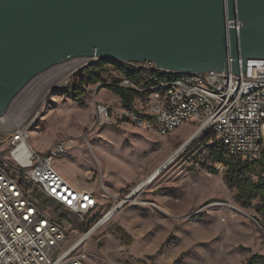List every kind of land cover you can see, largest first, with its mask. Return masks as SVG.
Listing matches in <instances>:
<instances>
[{
  "label": "rangeland",
  "instance_id": "1",
  "mask_svg": "<svg viewBox=\"0 0 264 264\" xmlns=\"http://www.w3.org/2000/svg\"><path fill=\"white\" fill-rule=\"evenodd\" d=\"M92 68L101 71L102 79L96 83L88 81L85 68L73 76L63 75L57 88V82L49 84L30 131V142L38 150L56 141L75 140L56 159L55 167L67 180L96 189L99 197L105 195L104 209L99 206L94 214L126 201L84 243L82 251L90 263L247 264L252 254L264 255L260 215L254 206L244 207L238 201L237 188L225 179L227 166L211 157L212 141L201 135L193 138L195 127L188 125L167 135L118 117L111 125H97L94 100L120 111L121 99L106 83L127 75L128 69L114 61ZM81 80L85 92L76 100L74 87ZM180 147L173 162L165 165ZM160 165L165 167L155 182L133 194ZM259 171L252 173L254 179ZM148 201H158V207ZM119 228L131 236L130 243Z\"/></svg>",
  "mask_w": 264,
  "mask_h": 264
},
{
  "label": "built area",
  "instance_id": "2",
  "mask_svg": "<svg viewBox=\"0 0 264 264\" xmlns=\"http://www.w3.org/2000/svg\"><path fill=\"white\" fill-rule=\"evenodd\" d=\"M100 62L77 57L50 67L32 78L0 116V264H91L82 251L84 243L126 203L94 214L99 206L104 209L105 195L76 187L55 167L75 140L56 141L44 150L30 142L49 84L55 81L57 88L63 75ZM123 63L141 70L138 78L145 85L122 76L120 84L140 95L120 111L94 100L97 125H111L118 117L167 135L192 124L196 136L212 134L226 157L264 163V59L248 60L245 74L174 72L149 61ZM147 203L158 207L156 201Z\"/></svg>",
  "mask_w": 264,
  "mask_h": 264
},
{
  "label": "water",
  "instance_id": "3",
  "mask_svg": "<svg viewBox=\"0 0 264 264\" xmlns=\"http://www.w3.org/2000/svg\"><path fill=\"white\" fill-rule=\"evenodd\" d=\"M85 57L245 74L264 0H0V116L39 73Z\"/></svg>",
  "mask_w": 264,
  "mask_h": 264
},
{
  "label": "trees",
  "instance_id": "4",
  "mask_svg": "<svg viewBox=\"0 0 264 264\" xmlns=\"http://www.w3.org/2000/svg\"><path fill=\"white\" fill-rule=\"evenodd\" d=\"M116 63L125 66L128 69L127 75L131 76L133 81L138 85H141V83L142 86L145 85V83L138 78L142 73L141 70H133L123 62ZM98 64L103 66L105 62H100ZM87 78L89 82L96 83L102 79L101 71L91 68L87 71ZM120 81V78H115L110 83H106V87L120 97L123 107L130 108L133 106L134 100L140 93L136 89L125 88L120 84ZM83 83L84 81L81 80L74 87V97L76 100H79L85 92ZM203 136L208 137L212 141V134ZM209 150L214 162H221L227 166L225 175L227 184L230 187L237 188L238 201L244 207H255L257 214L260 215L258 220L264 229V163L260 160L245 162L234 158L226 159L224 147L215 141H212L209 145ZM256 168H259L260 171L257 174V179H254L252 173L255 172ZM119 234L130 243L131 236L125 229L119 228ZM247 264H264V255L258 253L252 254Z\"/></svg>",
  "mask_w": 264,
  "mask_h": 264
},
{
  "label": "bare ground",
  "instance_id": "5",
  "mask_svg": "<svg viewBox=\"0 0 264 264\" xmlns=\"http://www.w3.org/2000/svg\"><path fill=\"white\" fill-rule=\"evenodd\" d=\"M193 138L196 137V135L193 133L192 134ZM192 138V137H191ZM190 138V139H191ZM192 138V139H193ZM191 139V140H192ZM187 142V141H186ZM185 146V144L182 146V148ZM181 150V147L179 150H177L175 153H173L168 159L167 161L165 162V165L166 164H169L171 162H173L174 158L177 156V154L180 152ZM165 165L163 166H157L144 180H142V182L140 184H138L136 187H135V190L133 191V194L138 192L140 189L144 188L145 186H147L149 183L152 184L153 182H155V180L158 178L159 174L161 173V170L165 167ZM132 194V195H133ZM123 202H126L125 200H123ZM122 204V202H121ZM114 216H112L110 219H112ZM109 219V220H110Z\"/></svg>",
  "mask_w": 264,
  "mask_h": 264
},
{
  "label": "crops",
  "instance_id": "6",
  "mask_svg": "<svg viewBox=\"0 0 264 264\" xmlns=\"http://www.w3.org/2000/svg\"><path fill=\"white\" fill-rule=\"evenodd\" d=\"M185 125H188V126H192V127H194L192 124H185ZM144 180V179H143ZM70 182L72 183V184H74L76 187H78V188H84V187H81L80 186V184L78 183V182H76L74 179H71L70 180ZM142 182V181H141ZM140 183V182H139ZM148 185H150V183L148 184ZM147 185V186H148ZM158 202V201H157Z\"/></svg>",
  "mask_w": 264,
  "mask_h": 264
}]
</instances>
